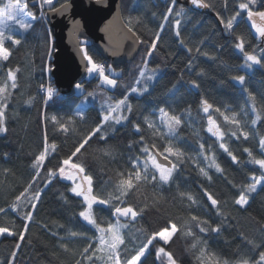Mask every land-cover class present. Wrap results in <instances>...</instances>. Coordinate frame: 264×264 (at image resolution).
I'll return each instance as SVG.
<instances>
[{
  "label": "trees",
  "instance_id": "16d2710c",
  "mask_svg": "<svg viewBox=\"0 0 264 264\" xmlns=\"http://www.w3.org/2000/svg\"><path fill=\"white\" fill-rule=\"evenodd\" d=\"M65 1L56 0L54 8ZM23 2L36 18L30 23V29L16 33L15 38L21 41L19 45L6 41L10 56L0 62V84H6L7 92L11 93L5 108L6 131L0 135V208L4 209L0 212V228L8 229L0 234V264H77L78 261L110 264L106 254L96 251L95 227L79 215L86 209L83 196L72 193L73 181L62 179L58 174L63 159L70 157L86 139L88 142L70 162L84 167L83 175L92 177V194L100 199H108L120 179L119 174L127 178L133 171V160L139 158L143 162L145 155L141 148L145 145L152 153L155 150L167 156L171 163H178L168 183L141 182L138 189L125 197L123 206H134L138 215L133 220H122L125 225L122 256L125 247L130 250L129 254H135L147 242V237L176 224L177 232L169 243L165 245L157 238L142 257V264H167L166 257L157 259V247L170 252L177 264H215L208 255L198 259L200 248L229 264L241 260L254 264L264 251V182L249 194L244 207L236 205L234 200L243 186L252 183L253 175H261L259 166L249 162L251 158L244 149L249 148L255 158H264L259 147V139L264 136V67H246L244 54L235 44L237 36H243L245 51L255 50V55L264 57V38L258 37L251 28L246 12L237 18L232 30L224 28L221 20L226 21L239 11V0H204L209 5V13L193 10L185 0H177L173 7L177 10L183 7L185 11L180 16L169 14L167 21L164 15L172 0H121L123 21L129 27L131 18L133 31L141 38L136 56L112 66L89 40L82 39V47L95 63L102 62L118 72L113 76L117 84L108 89L100 84L97 73H87L79 82L82 89L77 91L74 86L73 93L67 96L57 92L50 78L54 46L46 18L50 8L42 6L41 12L36 0ZM253 10H264V0H257ZM40 12L43 16H39ZM174 19L181 21L178 28L174 27ZM177 30L179 37L175 34ZM157 32L160 37L149 55L148 49ZM142 68L149 74L155 69V76L156 71L159 74L152 82L147 81V92L132 93L131 87H144L146 78L141 82L143 78L139 76ZM9 70L16 76V88L6 82ZM239 75L245 76L243 85L233 79ZM48 87L54 91L46 99ZM89 92L93 95L89 96ZM249 93L256 98L261 119L252 124L249 139L245 140L239 135L245 131L242 125L238 129L220 113L230 110L241 116L245 112L251 120L255 119L257 113L252 111ZM125 96L132 110L124 109L121 115L128 119L119 124L114 120L104 123L102 130L92 135V130L101 124L98 117L106 112L104 104ZM202 100L213 105L208 113L203 111ZM161 107L181 118L174 135L175 145L184 153L183 163L164 152L168 144L155 136L145 122L146 117L154 118L155 111ZM217 108L219 112L215 111ZM209 115L224 133L222 139L207 131ZM135 125L140 126V131ZM221 143L237 156V163L220 148ZM53 144L55 148L51 147ZM200 145H204L202 155L213 157L221 172L207 164L204 169L208 176H204L194 166L190 151L201 154ZM45 148V161L37 175L31 165ZM49 170L55 175L49 176ZM29 185L25 196L16 201L15 197ZM37 191L40 192L38 199ZM206 193L218 201L217 208L211 206ZM188 195L192 200L187 199ZM116 203L112 201V205ZM32 204L36 207L32 208ZM113 211L114 207L98 203L92 208L93 218L102 227L112 222ZM28 212L32 213L31 219L25 215ZM192 216L208 221V225L218 227L219 231L201 233ZM188 231L194 235H186ZM21 232L24 239L20 238ZM73 232L77 235L72 236ZM196 240L201 243L193 249ZM89 244L92 248L85 254ZM86 255L92 256V260H87Z\"/></svg>",
  "mask_w": 264,
  "mask_h": 264
},
{
  "label": "snow or ice",
  "instance_id": "6c2138e0",
  "mask_svg": "<svg viewBox=\"0 0 264 264\" xmlns=\"http://www.w3.org/2000/svg\"><path fill=\"white\" fill-rule=\"evenodd\" d=\"M42 4H46L49 6L50 10L55 11L53 5V0H41ZM177 3V0H172L171 5L167 9V13L164 15V20H169V14L174 13L175 16H180L185 9L183 7H180L178 10L173 7ZM190 3L192 5H195L199 8H207L209 5L207 3H204V0H190ZM257 4V0H239L238 2V9L236 13H234L230 18H228L226 21L221 20V23L223 24L224 28L226 30H232L234 28V22L237 21V18L241 15V13L246 12L247 13V20L251 22V28L255 31L256 35L260 38H264V10H253V6ZM63 7H66V5H63ZM28 4L24 3L21 4L19 0H16V2H10L5 4L3 7H0V60L7 61L10 56V51L8 48L5 47L6 41H10L13 45H19L21 41L14 36L11 35H5V28L8 27V25L5 23V21H13L21 30H28L32 27V24L26 22L23 17L24 16H31V18L34 20L35 14L28 12ZM258 18V20H257ZM129 32H132L133 36L136 37L137 41H140L141 38L136 35V33L133 31L132 27V19L129 18ZM181 21L178 19L173 20V24L175 28H178ZM161 29L164 28V24L162 23L160 25ZM11 29H9L10 31ZM176 36H180V32L177 30L175 32ZM160 37V33H156V38L152 40L151 46L148 49V54L151 55L153 49L156 48L157 40ZM237 43L235 44V47L239 49L244 54V59L246 61V67L251 68L253 65H260L261 67H264V57H258L253 52L245 51L244 45H245V38L243 36L238 35L237 36ZM181 44L184 43L183 40L180 41ZM81 52L84 53V59L87 61V72L89 74L92 73H99L100 80L108 86H115L117 84V81L115 79L109 78L108 75L105 74L104 67L102 65H99L93 61V58L88 55V52L84 49H80ZM191 51V49H189ZM199 51V50H197ZM264 51V49H262ZM145 68H147V64L145 63ZM150 73L148 71H145L144 68L140 70L139 76L140 78H146L144 81V87L142 89H138L137 87H131L130 92L136 93L138 91L147 92V81L152 80L155 76V69L150 70ZM7 79L12 81L11 87L16 88L17 85L15 83L16 76L12 70H9L7 73ZM233 79L240 84L245 83V76L239 75L234 76ZM137 84L140 83V80L138 79L136 81ZM195 86V82H192ZM77 89H82L83 85L80 83H77L75 85ZM53 89L51 87L47 88L46 90V99L51 98L53 95ZM7 93V94H6ZM11 93L7 92V85L6 84H0V132H5L6 128L4 127V120H5V108H6V101L8 99V96H10ZM89 96L93 95V93L89 92ZM249 100L252 102V111L257 113L255 119L252 120V124L255 125L258 120L261 119V114L256 108L255 103V96H253L251 93H249ZM203 105V111L205 113L209 112V109L213 107L210 103H208L206 100L201 101ZM127 109L129 112H131L132 107L128 103V97L125 96L122 99H119L115 101L114 104H109L108 109L105 113L102 114L101 117H98V119L101 120V124L97 125L96 128L92 130V135H95L99 133L102 130V126L104 123H107L109 121L114 120L117 124L121 123V121L128 119V117L121 115L122 110ZM215 111L219 112L220 110L217 108ZM159 121L161 125H163L167 129V133L169 136H171L174 132L177 126L181 124V118L175 114H171L169 111H167L164 107L159 108ZM224 120L227 122H230L233 125H236V127L239 129L241 127V122L236 119V115L233 113L231 117L228 115H225L224 113H220ZM55 119V118H53ZM145 122L147 123V126L149 129H153L154 135H160L159 128L157 125L147 117L145 118ZM61 127L63 128L64 125L61 124ZM136 130L140 131V126L135 125ZM67 131V129H65ZM207 131L211 133L213 136L217 137V139H222L224 133L221 132L220 127L217 125V122L213 119L211 115L208 116V127ZM232 135H236V132H233ZM240 136H243L245 140L249 139V133L247 131H240ZM163 138V137H161ZM103 139V137H101ZM143 137H141V141H143ZM88 140L86 139L83 143H80L78 147L75 148V151L72 152L71 156L68 158L63 159L62 164L69 166L70 169L78 170L79 174H84L85 169L78 163H71L72 157H75L77 153L81 151V149L84 147L85 143H87ZM52 148H55V144L51 145ZM152 147H155L153 145ZM259 147L264 153V136L260 137L259 139ZM201 148V154H203L204 145H200ZM220 148L223 149L227 154L231 157L233 163L238 162L237 156L233 155L232 152L229 150V148L224 144H220ZM47 148H45L44 151H41L38 155L35 156V159L31 165L33 169L37 171V175H39V169L44 164L45 157H46ZM141 152L147 157L143 160V171L140 170V162L139 158L132 161V168L133 171L129 172L127 174V178H124V174L121 173L120 179L118 183L115 186V189L112 193L109 194L108 199H100L96 195L92 194V177L89 175H83V181L87 182L88 188L87 191L83 189V186L81 183H76V181L80 178L79 175H77L74 172H68L65 173V168L61 166L59 168V174L60 176L64 177L67 180H72L74 183V186L70 189L72 193H74L76 196H83L84 202L87 204V208L79 213L80 217H82L85 221L88 222L89 225H93L96 229V231L100 234L96 239L98 240V243L96 245V251H106L108 253V261L110 264H142V257L145 256L146 250L149 249V246L153 245L154 241L157 240V237H159V240L163 241V243L166 245L169 243L170 238L174 233L177 232V226L176 224H172L171 230L169 231L167 228L164 230H161L160 232L153 233L149 237H147V242L143 243L138 247V250L135 251V254H129L130 250H128L125 247V254L124 256L121 255V246L125 245V238L121 235V228L125 227L124 224L119 222L120 217H129L135 218L138 215V212L134 210V206H123L126 203L125 197H127L131 191H134L139 188L141 182H163L168 183L170 181V178H172L173 171L178 167V163H171V167H165L163 164L158 163L155 156L152 155V153L149 150V146L145 145L141 148ZM164 152L168 153L169 156H174L177 158V161L179 163H183V156L184 153L180 151L178 148H174L173 146L169 145L164 148ZM244 152L248 153L250 159V163L254 165H258L259 169L261 170L260 176L253 175L251 177L252 183L247 184L242 187L239 196L234 200V203L236 205H239L240 207H244L248 203L249 194L256 192L257 185L264 182V158H255L253 156V152L249 148H245ZM165 159H168L166 156ZM206 160H211V163L209 167H215L217 172H221L222 169L219 166V164L216 163L215 159L213 157L205 156ZM149 164L152 168L156 170V172L159 173L158 177L155 173H153L151 176H149ZM200 173L204 176H208V173L205 171L204 168H200ZM49 176L55 175V173L51 170L48 172ZM33 179L35 180L36 177L34 176ZM235 186V185H234ZM31 185L29 187L24 189V192H21L20 195L16 196V201H20L21 197H24L25 194L29 191ZM184 195L183 193L181 194ZM207 195V193H206ZM40 196V192L37 191L35 193V197L38 199ZM208 200L211 202V206L214 208L218 207V201L214 199L211 195H207ZM188 200H192V196H187ZM116 201L118 203L112 205V201ZM100 204V205H110L114 207V211L112 212V216L116 217V222H108L106 227H102L100 223L97 222L96 219L93 218L92 208L94 204ZM32 208L36 207V204L31 205ZM13 210H16L15 205H13ZM4 209L0 208V212H3ZM27 218L31 219L32 213L28 212L25 214ZM192 221H196V227L199 228L201 233H204L206 231H212L217 232L219 231L218 227H211L208 225V221L201 220L197 216L191 217ZM205 225L207 227H205ZM8 231L7 228H0V234ZM9 235H13L12 232L8 233ZM20 238L24 239V234L21 232ZM72 236H76L77 233L73 232L71 233ZM188 236H193L194 234L191 231H188L186 233ZM201 243L200 241L196 240L192 244V248L196 249L198 247V244ZM249 243H252V241H249ZM19 246V245H18ZM62 247H65V250L68 249L66 246L62 245ZM258 247V246H257ZM92 248V245L89 244L88 247L84 249V253L87 254L90 249ZM200 257L198 259L204 257L205 255H208L210 259H215V264H229L228 261H220L218 258L214 257V254L206 253V250L204 248L199 249ZM156 257L157 259H161V257L167 258V264H177L176 260L174 259L173 255L170 252H167L164 247H157L156 248ZM87 260L91 261L92 256L86 255L85 257ZM77 264H80L78 261ZM203 264V262H202ZM237 264H253V262L249 260H241L238 261ZM254 264H264V251H261L259 253L258 259L254 262Z\"/></svg>",
  "mask_w": 264,
  "mask_h": 264
},
{
  "label": "water",
  "instance_id": "95a60500",
  "mask_svg": "<svg viewBox=\"0 0 264 264\" xmlns=\"http://www.w3.org/2000/svg\"><path fill=\"white\" fill-rule=\"evenodd\" d=\"M121 0H67L48 10L50 34L53 40L50 78L57 92L70 95L74 86L87 74V61L81 40H89L110 65H121L132 60L140 41L136 40L122 19ZM196 11L209 13L207 8H199L185 0ZM66 5V7H63ZM158 163L171 166V162L152 150Z\"/></svg>",
  "mask_w": 264,
  "mask_h": 264
},
{
  "label": "rangeland",
  "instance_id": "374dc122",
  "mask_svg": "<svg viewBox=\"0 0 264 264\" xmlns=\"http://www.w3.org/2000/svg\"><path fill=\"white\" fill-rule=\"evenodd\" d=\"M56 0H53V2H55ZM10 2V0H2V6L1 7H3L5 4H7V3H9ZM11 2H16V0H11ZM19 2L21 3V4H24V2H23V0H19ZM36 2L38 3V7H39V10H41V8H42V6H46V7H48V5H46V4H42V2H41V0H36ZM41 12H42V10H41ZM40 12V13H41ZM39 16H40V14H39ZM23 19L26 21V22H28V23H31L32 21H33V19L30 17V16H24L23 17ZM257 20H258V18H257ZM5 23L8 25V27L7 28H5V35L7 36V35H11V36H14L15 37V35H16V33H18V32H21V31H23V30H21L19 27H18V25H16L13 21H5ZM9 29H11L10 31H9ZM83 48V47H82ZM1 61H3V60H0V62ZM88 73V72H87ZM117 73L118 72H116L112 67H108L107 68V72H105V74L106 75H108L109 76V78H111V79H115L113 76H115V75H117ZM89 74V73H88ZM92 74H95V73H92ZM97 74H98V77H99V73L97 72ZM158 74H159V72L158 71H156V76L155 77H153L154 79H152V80H149L150 82H152L153 80H155V78L158 76ZM89 75H91V74H89ZM99 80H100V78H99ZM144 80V78L143 79H141V82ZM6 82L8 83V84H12V81L11 80H8V79H6ZM100 84L101 85H103V86H105L106 88H108V89H111V88H113V86H108V85H105L101 80H100ZM47 86H49L48 84H46ZM147 87H149V84H148V86ZM49 88V87H48ZM45 90H47V88L45 89ZM76 90L77 91H79L80 89H77L76 88ZM117 101V100H116ZM115 103V101L113 102V103H105L104 104V107H105V110L107 111V109H108V105L109 104H114ZM105 113V112H104ZM119 114H121V113H119ZM225 115H228L229 117H231L232 115H233V113L230 111V110H226V112H225ZM236 115V119H238V120H240L241 121V125H242V127H243V129L245 130V131H247V132H249L250 131V128H251V126H252V120L250 119V116H249V114L248 113H245V112H243V114H241V116L240 115H238V114H235ZM150 120H152L156 125H157V127L159 128V132H160V135H155V136H157V137H163V138H161V139H163V140H165V142L168 144V146L169 145H171V146H173L174 148H178L176 145H175V141H176V137H175V135H174V133L171 135V136H169L168 135V133H167V129L163 126V125H161V123H160V121H159V113H158V110L157 111H155V116H154V118H152V119H150ZM151 131H152V133L154 132V130L153 129H150ZM3 132H0V135L2 134ZM211 134V133H210ZM212 135V134H211ZM213 136V135H212ZM215 137V136H214ZM217 138V137H216ZM151 152V151H150ZM152 153V152H151ZM190 153H191V159H192V161H193V164H194V166H196L198 169H199V171H200V168H205V166L207 165V164H210L211 163V160H206L205 159V156L204 155H202V154H200L199 152H196V151H190ZM152 155L154 156V154L152 153ZM147 157L145 156V159H146ZM62 166L65 168V173H68V172H74V173H76L77 175H79L80 176V178L76 181V183H81L82 184V186H83V189L85 190V191H87V188H88V185H87V182H85V181H83V175L82 174H79V171L78 170H73V169H70L69 168V166H66V165H63L62 164ZM165 167H168V166H166V165H164ZM140 170L141 171H143V162H140ZM153 173H155L156 174V176L158 177V175H159V173L158 172H156V170L154 169V168H152L151 167V165L149 164V176H151ZM58 174H59V172H58ZM59 176H60V174H59ZM62 179H65L64 177H62V176H60ZM67 180V179H66ZM253 182V181H252ZM260 186V184L259 185H257V188ZM252 194V193H251ZM86 208H87V204H86ZM116 217H113L112 218V223H115L116 222ZM123 219H129V220H133L134 218H132L131 216H129V217H120L119 218V222L120 223H122V220ZM123 229H124V227L123 228H121V235H122V231H123ZM171 229H169V231H170ZM100 234L98 233V235H97V237L99 236ZM158 239H159V237H157ZM161 241V240H160ZM163 242V241H162ZM97 243H98V240L97 239H95V244L97 245ZM147 251V250H146ZM101 252H103L104 254H106V256L108 257V253L106 252V251H101ZM212 261L215 263V259H212Z\"/></svg>",
  "mask_w": 264,
  "mask_h": 264
},
{
  "label": "built area",
  "instance_id": "2783aa9c",
  "mask_svg": "<svg viewBox=\"0 0 264 264\" xmlns=\"http://www.w3.org/2000/svg\"><path fill=\"white\" fill-rule=\"evenodd\" d=\"M40 16H43L42 13H40ZM43 18H44V17H43ZM53 49H54V48H53ZM51 58H52V56H51ZM97 64L102 65V66L104 67V71L107 72V67L105 66L104 63L99 62V63H97Z\"/></svg>",
  "mask_w": 264,
  "mask_h": 264
}]
</instances>
